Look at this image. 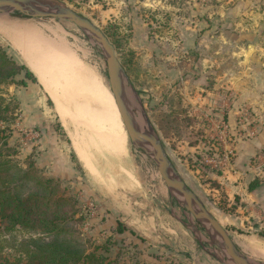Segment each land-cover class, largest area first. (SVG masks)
<instances>
[{
    "label": "rangeland",
    "instance_id": "374dc122",
    "mask_svg": "<svg viewBox=\"0 0 264 264\" xmlns=\"http://www.w3.org/2000/svg\"><path fill=\"white\" fill-rule=\"evenodd\" d=\"M55 1L106 34L126 70L132 116L142 129L150 120L187 186L212 215L226 217L223 228L250 264H264V208L242 204L220 179L234 158H223L225 141L234 138L223 127L239 98L232 81L250 80L259 96L244 106L245 132L264 125V0ZM20 19L27 23L12 26L27 37L17 50L4 48L35 80L21 74L2 87L10 112L0 120V150L6 141L15 163L35 166L13 192L66 220L55 217V233H42L15 226L9 206L0 205V264H34L37 246L53 241L96 252L105 264H233L132 143L99 44L65 20ZM23 81L26 87L18 85ZM253 166L264 186V147ZM227 176L228 183L238 180ZM47 180L48 188L41 183Z\"/></svg>",
    "mask_w": 264,
    "mask_h": 264
},
{
    "label": "water",
    "instance_id": "95a60500",
    "mask_svg": "<svg viewBox=\"0 0 264 264\" xmlns=\"http://www.w3.org/2000/svg\"><path fill=\"white\" fill-rule=\"evenodd\" d=\"M0 12L13 17L23 15L28 18L65 20L75 24L84 34L99 44L107 63L112 94L134 146L153 160L167 183L173 199L215 234L214 243L219 244L228 252L233 264H250L249 260L242 255L235 245L228 231L223 228L207 210L203 202L187 186L174 164L168 158L150 120L145 117L147 128L142 129L138 121L130 113L125 102L126 84H129L126 70L119 61L116 49L106 34L92 21L55 0H0Z\"/></svg>",
    "mask_w": 264,
    "mask_h": 264
},
{
    "label": "trees",
    "instance_id": "16d2710c",
    "mask_svg": "<svg viewBox=\"0 0 264 264\" xmlns=\"http://www.w3.org/2000/svg\"><path fill=\"white\" fill-rule=\"evenodd\" d=\"M14 17L29 19L23 15H16ZM21 74H25L28 80H35L33 73L28 67L24 64H18L0 43V120L2 121L8 119L10 112V104L7 102L6 96L2 93V87L17 84V82H15L17 81L16 78ZM18 85L26 87L27 82L23 81L20 84L18 83ZM5 133L6 130H0V137L5 135ZM2 148L0 150V188L4 189L0 190V205L9 206L8 208L11 212L6 214L7 217L12 220L15 226L25 228L30 226L42 233H55L58 228V223L60 222L57 221L55 217H60L55 215V217L50 218L49 213L51 211L47 204H45L47 209L43 210L45 211L44 213L39 207L32 208L29 204V198L23 200L20 194L21 191L14 193L11 189L23 188L31 178V173L35 170V166L30 165L28 169L20 167L19 164L12 160L11 155L8 154L10 148L6 141L3 143ZM41 183L48 188L47 184L50 183V180ZM258 185L259 183L257 181L251 183L249 190H256ZM45 199L47 200L48 198L44 196V200ZM34 211L38 212L35 215L37 220L31 221L28 218L31 217ZM63 217H61L63 219L62 221H65L66 219ZM118 232L121 234L126 232V228H124L121 223ZM36 249L33 258L36 261L34 264H105L107 261L105 257L96 254V252L88 254L81 246H73L71 243L63 241H53L50 244L40 243Z\"/></svg>",
    "mask_w": 264,
    "mask_h": 264
},
{
    "label": "crops",
    "instance_id": "0c3cea01",
    "mask_svg": "<svg viewBox=\"0 0 264 264\" xmlns=\"http://www.w3.org/2000/svg\"><path fill=\"white\" fill-rule=\"evenodd\" d=\"M15 21L27 23V20L17 17H0V43L4 47L10 46L12 49L17 50L19 48V42L27 37L25 35L27 31L23 28H14L12 24ZM5 30L6 32H4ZM34 35L33 33V38H35ZM244 77L246 76L244 75ZM245 79L246 78L242 80L235 79L232 81V88L238 91L239 98L236 106L229 109L227 112L226 127H223V129H225V132L230 129V134L234 138L228 137V141H225L226 145L224 146L223 158L229 155L228 152H232L234 158L232 162H224L227 171L220 179L224 180L226 185L225 188H229L227 193H229V195L232 193L234 196L239 197L242 204L247 205L249 208L253 206H261L264 208V186L260 180H254L253 178L256 174L253 163L264 147V125L262 123L260 126L256 127V132H250V130L245 132L246 126L243 120L245 111L244 106L247 104L256 105L259 100V96L256 93L257 90L255 91V85L252 84L250 80ZM229 173L234 179H238L234 184H232L233 182L228 183L227 175ZM255 181H257L259 185L256 190L250 191V184ZM213 216L221 225L222 223L220 220L226 219L222 214V219H219L217 215L213 214Z\"/></svg>",
    "mask_w": 264,
    "mask_h": 264
},
{
    "label": "bare ground",
    "instance_id": "6f19581e",
    "mask_svg": "<svg viewBox=\"0 0 264 264\" xmlns=\"http://www.w3.org/2000/svg\"><path fill=\"white\" fill-rule=\"evenodd\" d=\"M2 25V24H1ZM2 28V27H1ZM4 32H6V30L4 31ZM22 33V32H21ZM5 34V33H4ZM13 34V33H12ZM19 34H20V32H19ZM57 49V48H56ZM60 60L62 61V57L60 58ZM41 78V81H42V83L45 85V87L46 88H48V89H51L50 87H49V82H47L44 78H42V77H40ZM50 92V91H49ZM52 94V93H51ZM53 95V94H52ZM54 97V96H53ZM57 98H55L54 99V102H55V100H56ZM130 99V98H129ZM56 103H59V102H57L56 101ZM58 105H60V104H58ZM131 105V104H130ZM59 108H60V106H59ZM111 108H113V111H114V113L115 114H117L118 112H117V108H116V106L115 105H112V107ZM61 109V108H60ZM61 111V110H60ZM62 115V119H63V122L65 121V115H63V114H61ZM139 124V123H138ZM80 152V151H79ZM79 155H80V153H79ZM81 156V155H80ZM83 159V158H82ZM88 161V160H87ZM87 162H85V164H86ZM89 164V163H88ZM90 167V166H89Z\"/></svg>",
    "mask_w": 264,
    "mask_h": 264
},
{
    "label": "built area",
    "instance_id": "2783aa9c",
    "mask_svg": "<svg viewBox=\"0 0 264 264\" xmlns=\"http://www.w3.org/2000/svg\"><path fill=\"white\" fill-rule=\"evenodd\" d=\"M225 124V123H224Z\"/></svg>",
    "mask_w": 264,
    "mask_h": 264
}]
</instances>
